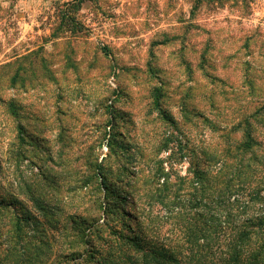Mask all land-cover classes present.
<instances>
[{
    "label": "rangeland",
    "instance_id": "374dc122",
    "mask_svg": "<svg viewBox=\"0 0 264 264\" xmlns=\"http://www.w3.org/2000/svg\"><path fill=\"white\" fill-rule=\"evenodd\" d=\"M68 2L0 0V264H15L13 254L19 264H75L59 257L75 240L80 252L95 254L78 264L117 261L119 233L99 226L79 243L88 230L73 223L88 209L79 204L84 194H73L87 174L75 165L85 144L97 145L112 190L126 198V214L110 216L117 232L137 233L134 219L145 221L122 183L133 181L139 152L151 167L163 162L156 187L188 183L195 197V174L221 167L228 147L225 163L245 167L230 169L228 180L253 183L236 194L248 206L212 210L236 226L264 215L260 199L245 201L264 198V0H87L79 11L68 7L80 33L59 13ZM138 206L143 212L141 197ZM150 214L165 243L174 221L158 205ZM16 216L24 220L20 231ZM88 239L90 249L81 245ZM22 244L28 256L21 257ZM39 250L49 251L43 261L29 258Z\"/></svg>",
    "mask_w": 264,
    "mask_h": 264
},
{
    "label": "trees",
    "instance_id": "16d2710c",
    "mask_svg": "<svg viewBox=\"0 0 264 264\" xmlns=\"http://www.w3.org/2000/svg\"><path fill=\"white\" fill-rule=\"evenodd\" d=\"M86 1L73 0V2H68L65 5L67 10H59V13H62V20L66 19L69 25H71L70 31L72 33H80L82 31L77 27L79 23L76 20L75 14L71 16L68 13V7L79 11ZM108 99L107 97L105 98L107 103L110 102ZM159 103L156 106H161ZM160 111L164 121L169 124H175L173 118L162 113L164 112L162 108H160ZM19 128L22 130L21 125H19ZM107 136L108 133L105 130L103 137L106 139ZM169 140H166L165 146L168 145ZM93 144L94 146L92 145V147L82 144L81 151L77 154L79 158L75 160L77 161L75 165L78 171L81 168H85L84 172L87 173L85 176H80L79 172V176L82 178L74 181L75 188L73 194L75 199L84 194L80 198L79 204H84L88 208L84 209V217L80 218L81 221L78 222L75 219L73 222L77 224L76 228L82 225L88 230V234L82 233L78 235L79 243L85 237H92L94 233L100 230L99 226H102L109 228L112 234H120L118 235V241H115V248L113 247V250L116 251V256H118V258L116 257L117 261H115L113 256L109 264H118L120 260H123V264H264V215L248 218L240 226H236V223L231 221L227 213H222L221 209L216 212L212 210L213 206L214 208L238 206V209L241 210L248 206L244 204V198L241 197V200L237 199L236 194L239 193V189L246 192V190H249L248 187L253 183L247 179L239 180L236 184L233 183V180H228L227 175L231 173L230 169H234L242 174L241 170L245 168L242 166L240 170L238 169L239 165L231 167L228 165V161L225 163V159L230 154L228 147L223 150L221 149L222 156L224 157L221 167L218 166L219 168H215L216 170L211 169L203 172L198 170L195 174L196 179L193 182L200 187L199 189L197 188L198 192L196 191V193L198 194L194 195L195 197L191 194V191L195 187L188 183L182 184V187L178 189L170 187V184H163L162 188L156 187L157 181L165 174L163 162L160 161L156 166L151 167L153 161L146 159L145 153L139 152L140 160H137L138 157L135 158L136 167L134 172L131 173L133 181L128 182L123 178L122 182L126 187L131 189V192L137 195V202L133 203V208L145 220L140 223V217L137 216L134 219L135 221H139L142 230L132 234L130 232H117L115 230L116 226L111 225L110 216L117 212L126 214L123 205L126 198L122 197L119 192L112 190V184L104 174V159L101 162L98 161V155L95 152V146L97 145ZM117 145L121 146V143L118 142ZM65 168H68L66 171L71 170L73 172L74 164L67 165ZM121 168L124 169L122 166ZM220 189L222 190L218 193ZM143 192H145V196ZM209 192L212 195H207ZM138 197L139 199L140 197L143 199V212L139 210ZM252 199L255 200L245 201L253 203L260 199L261 208H264V198L258 196ZM156 205L159 208L163 207L170 214L168 220H173L174 225H176L175 232L170 233V236L168 234L170 238L163 239L166 241L165 243H161L160 240L166 237L165 234H162L159 228L150 224V218L152 217L150 213ZM16 218L15 229L20 231L22 230L24 220L19 216H16ZM36 223L39 225L42 222L36 221ZM36 228L35 230L38 233L45 235V229L40 230ZM129 229L134 230L132 224L129 226ZM16 238L18 237L16 236ZM19 238L21 239L22 236ZM35 238H37V235ZM40 242L44 246L48 245L43 239ZM30 243H27V247ZM76 243L77 240L69 244V249L72 246L75 249L71 250L70 253H62L59 257L64 260L67 259L69 262L75 261V264L79 263L76 260L80 258L79 261L82 262L86 256L89 258L95 257L94 252L90 253L85 249L84 252H80V249L76 248ZM81 245L83 247L87 246L90 249V247H93V240L88 239ZM25 247L22 244L21 257L28 256L29 252ZM111 247L112 244H109V248ZM36 248V246H33V249ZM96 252L100 253V248H97ZM48 253L49 251L39 250L30 254L29 258L37 259L40 262L43 261L42 256ZM19 262L20 260L16 259L13 254L11 263L19 264Z\"/></svg>",
    "mask_w": 264,
    "mask_h": 264
}]
</instances>
